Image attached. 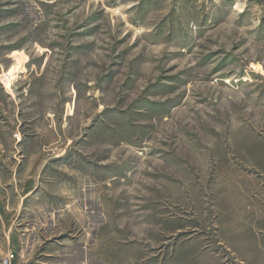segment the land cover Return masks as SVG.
Instances as JSON below:
<instances>
[{
  "label": "rangeland",
  "instance_id": "374dc122",
  "mask_svg": "<svg viewBox=\"0 0 264 264\" xmlns=\"http://www.w3.org/2000/svg\"><path fill=\"white\" fill-rule=\"evenodd\" d=\"M259 1L0 0V261L264 264Z\"/></svg>",
  "mask_w": 264,
  "mask_h": 264
},
{
  "label": "crops",
  "instance_id": "0c3cea01",
  "mask_svg": "<svg viewBox=\"0 0 264 264\" xmlns=\"http://www.w3.org/2000/svg\"><path fill=\"white\" fill-rule=\"evenodd\" d=\"M260 1H262V0H260ZM260 1H259V3H260ZM260 6H261V8H264V3H262L261 2V4H260ZM34 242H35V244H33L31 247H29V248H27V251L28 252H30V253H34V252H36V250L40 247V242H41V238L39 237V236H36L35 237V239L33 240ZM15 244V243H14ZM16 246V248L17 247H20V246H22V245H20L19 246V244H18V242H17V244L15 245ZM61 247V246H60ZM16 248H15V253H16ZM58 249V248H57ZM62 248H59V250H61ZM46 252H48V251H46ZM57 252V251H56ZM59 259V258H58ZM57 259V261H59ZM49 260V259H48ZM22 264L23 262H21V261H18V258H17V254H15V259L12 261V264ZM30 264H50V263H41V262H37V261H33V262H30ZM72 264H76V262H72Z\"/></svg>",
  "mask_w": 264,
  "mask_h": 264
},
{
  "label": "built area",
  "instance_id": "2783aa9c",
  "mask_svg": "<svg viewBox=\"0 0 264 264\" xmlns=\"http://www.w3.org/2000/svg\"><path fill=\"white\" fill-rule=\"evenodd\" d=\"M15 259V253L9 252L7 255H5L1 261L0 264H12V261Z\"/></svg>",
  "mask_w": 264,
  "mask_h": 264
}]
</instances>
